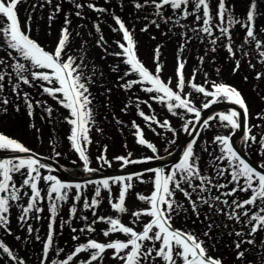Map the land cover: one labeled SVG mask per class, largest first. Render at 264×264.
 Returning <instances> with one entry per match:
<instances>
[{
	"label": "snow or ice",
	"instance_id": "1",
	"mask_svg": "<svg viewBox=\"0 0 264 264\" xmlns=\"http://www.w3.org/2000/svg\"><path fill=\"white\" fill-rule=\"evenodd\" d=\"M26 0H0V49L6 50V57L0 56V94L3 93L8 78V85L11 91L19 96L20 84L32 85L33 81L47 82L49 85H58L55 87H43V92L53 97L57 103L63 108L70 110V117L66 118L67 123L72 125L68 140L73 150L78 153L79 159L83 162V170L88 173H94L100 169L90 167V157L87 154V146L92 143L89 132L90 124H94L93 111L89 107L92 103L90 99L88 85L93 82L92 75H87L84 71L88 67L84 63L85 44L81 42L78 50L79 55H72L68 51L71 42L72 32L69 26L72 21L70 14L66 13L64 17V27L60 29L56 46L52 50H45L35 39L30 38L26 31L22 29L21 22L17 15V6ZM46 3L52 4L53 0H45ZM106 3L109 0H105ZM72 4L75 16L83 17L82 10L87 7L97 13H105L108 9L97 7L94 3H80L77 0H68ZM264 4V0H250L245 18L241 20L233 14L234 5L228 3V0H216L215 12L212 8V0H133V6L137 10L151 8L152 11L144 16L148 20V16L156 18L148 20V23L141 28L142 32H148L149 26H155L159 29L161 23L165 25L171 24L173 27L179 26L185 30L180 33L181 43L177 48L176 67H175V86H172V77L167 80L161 78L164 64L161 62V46L157 45L154 50L153 61L155 68L150 70L137 55V41L134 38V29L130 30L126 26L125 21L117 15H113L112 19L118 27L113 28L114 32L122 34V41L116 40L115 43L119 51L110 53L116 57H123L122 63L128 66L119 79L124 83L119 86L125 91H129L134 85H141V91L149 94L150 99L164 105L167 111L174 117L178 116L182 121L181 130L189 136H193L191 141L186 145L182 157L179 162L175 163L168 169L152 168L151 161L159 159L158 155L152 157L144 156L133 159L132 153L129 151L125 155L115 156L113 159L121 163V168L133 164H148L145 170L151 173L149 179H145L144 173L133 172L128 175L112 176L100 180H88L85 183L66 182L51 174L52 169L41 162L39 155L32 152L23 143L17 139L0 132V150L11 151L17 154H29L27 156L17 155L15 158L0 159V229L11 235L10 229V210L14 202H19L23 197H27V203H17L21 213L18 221L27 223L29 213H33L32 219H40L37 215L44 211L41 203L44 200L49 202V228L47 237L43 242L42 256L40 264H48L49 253L60 257L64 253L63 248L54 247L56 235L57 216L61 202L69 200V192L76 190L72 197L73 203L69 208V219L60 220V228L65 224L71 226L72 219L76 218L77 206L81 201L82 189L87 188L89 184L95 185L94 195L89 202L86 198L83 200V209L92 212L93 219L90 223H86L79 230L75 227L71 228L73 233H95L97 230L95 224L105 223L108 227L102 230L104 237L113 234H123L126 239L108 240L100 242L97 239L89 238L74 246V248L65 253L59 259H52L50 264H103L105 254L111 251V259L118 261L119 264H157L162 261L163 264H225L221 256L214 255L216 244L213 243L211 233L214 227H220L216 224L212 216H224L226 220L233 221L232 231L228 232L229 236H234L231 247L235 249L236 259L243 262L246 258L245 254L250 249L243 248V245L258 246L264 250V236L260 237L259 245H257V234L264 233V163L258 167L246 161L242 152L235 147L233 136L236 130L242 128L244 135L242 144L251 147L257 145V149L264 156V127L249 123V108L240 91L234 86L217 81H207V73H204L205 83H196V74L200 68H194L186 80L185 66L187 60L183 58V53L187 46L191 43L193 37L204 42L205 37L211 45L208 51L215 52L216 45L219 40L226 39L227 44L224 45L230 57L235 58L239 52L241 57L247 56L248 53L243 50V45L253 43L258 52L260 63L264 64V39L258 38L264 33V28H258L257 20L264 16V9L259 5ZM170 9V14L165 15V10ZM61 11L60 3L54 5V11L48 16L49 21ZM193 17L198 27H191L181 23V20H187ZM214 18L218 21L213 24ZM234 25H240L245 30L243 43L233 48L232 29ZM96 31L100 32L99 23L94 24ZM214 29L216 30L214 32ZM172 31V28H169ZM216 32L219 35H216ZM192 33L193 35H189ZM77 36L80 33H76ZM167 35V33H164ZM155 39V37H152ZM106 41L101 35L97 41L98 46H102ZM107 52V48L104 49ZM15 53V55H13ZM198 60L203 64L204 56H199ZM13 61V63H9ZM22 61H26L25 64ZM79 61V62H78ZM250 67H255L249 61ZM240 59H235V67L233 73L239 70ZM11 69V71H9ZM113 72L119 71V64L112 67ZM219 72V69H217ZM95 75V66L92 68ZM135 74L136 79L126 80L125 78ZM13 76L15 82H13ZM31 77V79L29 78ZM264 73H257L256 79L259 80ZM245 79H247L245 77ZM211 84V89L207 84ZM186 84L194 92L202 94L205 102L201 107H197L192 99V93L185 92ZM111 89H109V92ZM25 104L28 108V115L32 116L33 103L27 92L23 93ZM207 98H211L210 100ZM139 98H137V101ZM222 100L229 101L237 105L243 110V121L241 120V112L233 109L228 113H219L203 119L201 122V112L208 109L212 105ZM40 102L37 101V104ZM145 104L148 101H144ZM9 100L0 95V105H8ZM129 107L125 104L121 111H127ZM139 110L140 104L136 103ZM151 111V105H149ZM19 111V107L16 108ZM50 115L53 109L48 107L45 109ZM6 107H0V113H6ZM187 114H191L193 119H185ZM138 115L145 121V127L150 131L159 135L153 124L160 128L166 129L168 132L176 135V129L173 128L168 120L160 121L156 119L154 114H146L143 110L138 111ZM258 120H264V113L257 114ZM210 120H218L221 127L228 129V134H215L211 138V143L218 147V152L210 154L211 167L214 171L213 176L207 175L200 165V156L197 152V141L200 140L201 130H208L212 127ZM122 123L121 121H117ZM135 131L133 135L136 137L135 143L151 150L153 154L158 153L157 146L150 142L146 136L144 128L135 121L132 122ZM200 125V128H197ZM253 128H260L259 136L253 132ZM97 131L102 129L97 128ZM175 143V139L170 141ZM205 147L202 149L208 152V141H201ZM127 148V145H125ZM105 147V152H106ZM59 155V153H57ZM98 161H103L104 165L111 167L112 161L108 160L103 154L97 157ZM75 163V161H73ZM42 169H46L48 174H43ZM19 174L22 179L14 180V174ZM227 175L230 177L227 183H221L220 180ZM43 181L45 187H41ZM136 183H151L152 191L149 195L135 192ZM232 185L228 191H221ZM119 185V190L113 197V186ZM102 190L108 194V202L112 210L117 214L129 213L126 207V201L129 195L147 205L146 208L131 211L133 218L130 223L139 222L140 217H149L150 219L143 224L142 230L137 231L134 227L123 223L117 215L113 216H97L95 209L99 208L103 197ZM215 190L216 194H213ZM30 191V195H29ZM181 193L187 201L191 209V213L200 219L201 214L204 220L210 221L202 233H197L190 229H180L173 225L174 216L180 215L183 211L188 213V208L184 203L176 199V194ZM247 194V198L240 200L237 193ZM43 193V195H42ZM195 195V199L193 196ZM231 198V200L229 199ZM207 206V211H204ZM80 219L88 221L87 216ZM204 221H201L203 223ZM235 225H239L236 230ZM224 228H228L227 223L223 224ZM247 229V231H245ZM27 232L32 234L33 228L29 224ZM203 237V238H201ZM74 241H79L80 236L73 235ZM17 240L20 237H16ZM36 240L41 238L37 235ZM0 252L6 254L12 264H28L24 258L18 256L11 247H9L3 239H0ZM82 257V258H81ZM2 259V257H0ZM261 264H264V252L259 255ZM251 264V262H249Z\"/></svg>",
	"mask_w": 264,
	"mask_h": 264
},
{
	"label": "rangeland",
	"instance_id": "2",
	"mask_svg": "<svg viewBox=\"0 0 264 264\" xmlns=\"http://www.w3.org/2000/svg\"><path fill=\"white\" fill-rule=\"evenodd\" d=\"M59 1V0H58ZM80 3H94L97 7H103L108 9L105 13H97L91 9L85 7L82 10L83 17L75 16L76 9L68 0H61L60 6L61 11L55 16V18L49 21L48 16L54 11V5L57 0H53L50 5L45 2V0H26L17 6V9L21 11V18L23 22L24 30L37 42L41 43L48 50H52L57 43L60 29L64 27V17L65 14H70L69 18L72 23L69 26L72 32L71 42L68 47V51L72 55H79V49L81 47V42L86 41L85 44V59L84 63L88 65L84 69L87 75H92L93 82L88 85L89 92L91 93L90 99L92 100L89 106L93 111V118L95 123L90 124L89 136L92 141L91 144L87 146V154L90 157V167L94 169H100L102 172H119L127 169L142 168L148 164H133L127 167L121 168V163L114 160L115 156L125 155L127 152H131L133 159L148 156L152 157L158 155L159 159H154L151 161L157 162L158 160H163L172 155L180 146L188 143L191 136L181 130V125L183 121L178 117L172 116L167 108L158 103L155 100L150 99V96L154 94H149L141 91V85H134L129 91H125L119 85L124 83V81L119 79L126 70L128 66L122 63L123 57H116L110 55V53L119 51L115 41H122V34L119 32H114L112 29L118 27L115 25L112 19L113 15L120 16L124 21L126 26L130 27V30L134 29V38L137 41V55L150 70L155 68V63L153 61L154 50L157 45L161 46V62L165 65L163 71L161 72V78L167 80L169 76L172 77V86H175V67H176V55L177 48L181 41L180 33L185 31L179 26L173 27L171 24L165 25L161 23L159 29L155 26H149L148 32H142L141 28L148 23V20L154 19L156 17L149 15L148 20L144 19V16L151 12V8H144L137 10L133 6V0H109L108 3L105 0H77ZM250 0H228V3L234 5L232 9L233 14L239 17L241 20L245 18V14L248 10ZM260 8L264 9V4L259 5ZM212 8L215 12L216 0H212ZM170 9L165 10V15L170 14ZM158 19V18H156ZM218 21L214 18L213 24ZM99 23L100 32L98 33L94 27V24ZM181 23L187 24L191 27H198L194 22L193 17H189L187 20H181ZM258 28H264V16L257 20ZM172 31H169V28ZM216 30L214 29V32ZM80 33L79 36L76 33ZM167 33V35H164ZM103 35L104 43L102 46L97 45L99 37ZM189 35H193L189 33ZM216 35H219L216 32ZM152 37H155L153 39ZM233 37V48L236 50L237 46L243 43L245 37V30L240 27V25H234L232 29ZM264 39V33H261L258 37ZM226 39L219 40L216 45V51H208L205 55L206 49H210L211 45L208 42V38L205 37L204 42L201 43L199 39L193 37L191 43L187 46L186 51L183 53V58L187 60L185 66V76L186 80L191 77L194 68H200V71L196 74V83L204 84L205 77L204 73H207V81H217L223 82L229 85H235L241 88L244 92V97L249 108V123L260 125L264 127V120H258L257 114L264 113V76L259 80L256 79L257 73H264V64L260 63V57L257 50L255 49L254 42L243 45V50L248 53L247 56L241 57L240 53H237L235 58L230 57L229 53L226 51L224 45L227 44ZM107 48V52H105ZM15 55V53H13ZM0 56L6 57V50L0 49ZM199 56H204L203 64L198 60ZM235 59H240L239 70L233 73V68L235 67ZM249 61L255 65V67L249 66ZM27 64L26 61H22ZM79 62V61H78ZM13 63V61H9ZM119 64V71L113 72L112 67ZM95 66V75L92 73V68ZM3 66H0L2 68ZM219 69V72H217ZM11 71V69H9ZM245 77L247 79H245ZM31 79V77L29 76ZM135 74L126 77V80L136 79ZM13 82H15V77L13 76ZM6 87L2 94L9 100L8 105H0V107H6V113H0V132L11 138L17 139L19 142L26 145L32 151L40 154L41 156L47 157L54 160L55 162L65 166L67 168L81 170L83 168V162L79 159L78 153H76L68 140L72 125L67 123L66 118L70 117V110L63 108L57 101L49 96L47 93L43 92V87H55L58 85H49L47 82L33 81L32 85L20 84L19 96L11 91L8 85V78L5 80ZM207 87L211 89V84L208 83ZM109 89L111 91L109 92ZM27 92L29 98L33 103L32 116L28 115V108L25 104L23 93ZM185 92L192 93V99L195 101L197 107H201L205 102V97L202 94L194 92L186 84ZM137 98L139 100L137 101ZM211 99V98H207ZM37 101L40 103L37 104ZM144 101H148L147 104ZM139 102L140 109L146 114H154L156 119L163 121L168 120L173 128L176 129V135L173 137L171 132H168L164 128H160L153 124L152 127L156 128V135L145 127V121L142 117L138 115V109L136 103ZM125 104L129 107L127 111H121ZM224 104L219 102L212 105L208 109H203L201 112V117L204 113L208 112L212 107ZM151 105V111L149 109ZM17 106L19 111L16 110ZM52 108L53 112L50 115L45 111L46 108ZM233 109H226L220 113H228ZM191 114H187L185 119H193ZM121 121L122 123H118ZM135 121L142 128H144L146 138L157 146L158 153L153 154L151 150H148L135 143L136 137L133 135L135 129L133 128L132 122ZM212 127L208 130H201L200 140L197 141V152L200 156V165L203 171L209 175L213 176L214 171L211 167L210 154L218 152V147L211 143V138L219 134H228V129L220 126L218 120H210ZM97 128L102 129V131H97ZM241 130V129H240ZM240 130L235 131L233 140L236 139ZM253 132L258 136L260 134V128H253ZM175 139V143L170 141ZM203 140L208 141V152H204L202 149L205 145L201 142ZM127 145V148H125ZM106 147V152H105ZM244 151L247 156H249L255 163L260 165L264 163V156L260 154L257 149V145H251V147L244 145ZM11 151L0 150V154L9 153ZM59 153V155H57ZM105 155L108 160L112 161L111 167L103 164V161H98L97 157L99 155ZM180 158V157H179ZM179 160V159H178ZM75 161V163H73ZM172 164L166 165L163 168L168 169ZM51 168V167H50ZM51 174L57 176L62 181H70L71 177L67 174L60 172L54 168H51ZM43 174H48L46 169L41 170ZM145 179L151 177V173L145 172ZM22 177L17 173L14 174V180L17 181V186H19V181ZM230 177L225 175L223 179L220 180L221 183H227ZM41 187H45L43 181L41 182ZM119 185L113 186V197L117 194L119 190ZM232 187L226 189H221V191H228ZM95 185L89 184L87 188L82 189L81 201L76 204L77 214L76 218L72 219L71 226L65 224L63 228L56 227V235L54 237L55 246L58 248H63L64 253L60 254L63 257L65 253L71 251L75 245L84 242L85 238L80 236L79 241H74L71 237L73 235H78V231L73 233L71 231L72 227L78 228L82 226L80 221H77V217L83 209V200L86 198L89 202L94 195ZM76 190L69 192V200L67 202H61L59 208V215L57 220L69 219V208L73 203L72 197ZM135 192H140L145 195H149L152 191L151 183H136ZM29 191V195H30ZM213 194H216L213 190ZM43 195V193H42ZM102 203L99 208L95 209L97 216L107 217L109 214V209L111 208L108 202L107 192L102 190ZM237 197L240 200L246 199L247 194L237 193ZM27 197H23L21 201L14 202L10 210V229L11 235L0 229V239L13 249V251L20 257L24 258L29 264H40V258L42 256V246L43 242L47 237L49 228V202L44 200L41 203L44 211L38 213L40 219H32L33 213H29V219L27 223L18 221V216L21 213L19 207L16 206L17 203L25 204L27 203ZM176 199L184 203L185 207L188 208V213L185 214L183 211L178 216H174L173 225L180 229H190L197 233H202L206 228L207 223L210 221L204 220L203 214H201L200 219L197 220L196 217L191 213V209L188 206L187 201L184 199L181 193L176 194ZM195 199V195L193 196ZM231 200V198H229ZM126 207L129 208V213L118 214L121 217V221L128 226L134 227L137 231H141L143 224L146 223L149 217H140L139 222L131 224L130 221L133 219L130 215L131 211L146 208L147 205L143 202L138 201L135 196L129 195L126 201ZM107 209V211H104ZM204 211H207V206H205ZM88 220L95 219L92 212L89 211L86 215ZM216 224L221 225L220 227H214L211 233L213 237V243L216 244L214 255L221 256L225 261V264H261L259 255L264 252L258 246L243 245V248L250 249L246 252L245 260L243 262L236 259L235 249L231 247L233 240L236 238L234 236H229L228 232L232 231L234 225L233 221H228L222 215L212 216ZM201 221H204L201 223ZM86 222V221H82ZM227 223L228 228H224L223 224ZM31 225L33 232L31 235L27 232V226ZM103 224V223H102ZM108 227L106 224L103 229ZM236 230H239V225H235ZM247 231V229H245ZM39 236L41 239L36 240L35 237ZM264 236V233L257 234V245H259L260 237ZM16 237H20L19 240ZM203 238V237H201ZM121 239L124 240L126 237L123 234H113L107 237L108 240ZM103 241V242H106ZM261 251L259 255L253 256V252ZM0 264H9L6 260V254L0 252ZM50 251L48 264H50L52 259H59ZM82 258V257H81ZM11 262V261H10ZM12 263V262H11ZM103 264H119L118 261L111 259V251L105 254V259ZM157 264H163L162 261H158Z\"/></svg>",
	"mask_w": 264,
	"mask_h": 264
},
{
	"label": "bare ground",
	"instance_id": "3",
	"mask_svg": "<svg viewBox=\"0 0 264 264\" xmlns=\"http://www.w3.org/2000/svg\"><path fill=\"white\" fill-rule=\"evenodd\" d=\"M236 108V106H235ZM237 111H240L239 108ZM241 112V111H240ZM243 135H244V130L241 131V133L238 135V137L235 139V144H234V147L238 150V151H241L243 152V145L242 144V138H243ZM186 146V145H185ZM185 146H182L179 150V154L182 153L185 149ZM15 155H19V154H15ZM51 165H54V164H51ZM55 167V165H54ZM57 167V166H56ZM59 169L63 170L64 172H66L67 174H69L71 177L75 178V179H85V178H88L90 176H95L97 173L94 172V173H88V172H85L83 169L81 170H74V169H69V168H65V167H60Z\"/></svg>",
	"mask_w": 264,
	"mask_h": 264
},
{
	"label": "trees",
	"instance_id": "4",
	"mask_svg": "<svg viewBox=\"0 0 264 264\" xmlns=\"http://www.w3.org/2000/svg\"><path fill=\"white\" fill-rule=\"evenodd\" d=\"M89 211H90V210H84V211H82V212L80 213V215H81L80 217L86 215Z\"/></svg>",
	"mask_w": 264,
	"mask_h": 264
},
{
	"label": "water",
	"instance_id": "5",
	"mask_svg": "<svg viewBox=\"0 0 264 264\" xmlns=\"http://www.w3.org/2000/svg\"><path fill=\"white\" fill-rule=\"evenodd\" d=\"M10 155H2V157H9Z\"/></svg>",
	"mask_w": 264,
	"mask_h": 264
}]
</instances>
